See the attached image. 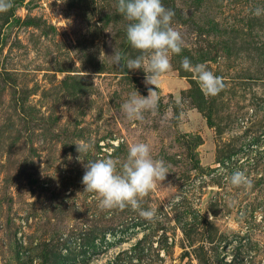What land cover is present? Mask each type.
<instances>
[{"label":"rangeland","instance_id":"374dc122","mask_svg":"<svg viewBox=\"0 0 264 264\" xmlns=\"http://www.w3.org/2000/svg\"><path fill=\"white\" fill-rule=\"evenodd\" d=\"M162 2L184 45L144 121L120 111L148 86L126 67L141 53L117 0H13L0 14V264H264V0ZM184 57L224 90L206 96ZM80 141L93 145L83 163ZM134 142L169 172L141 202L154 222L84 192L87 160L123 161ZM236 170L250 186L230 183Z\"/></svg>","mask_w":264,"mask_h":264},{"label":"clouds","instance_id":"9594fccd","mask_svg":"<svg viewBox=\"0 0 264 264\" xmlns=\"http://www.w3.org/2000/svg\"><path fill=\"white\" fill-rule=\"evenodd\" d=\"M12 6L13 0H0V14L10 10ZM116 7L129 22L126 28L127 41L133 49L141 53L135 58H127L126 67L133 71L142 69L145 73V85L148 86L147 96L138 91L129 93L128 99L120 105V111L126 120L144 121L146 114H156L159 81L172 69L170 57L180 54L184 41L181 33L172 26L174 11L166 8L162 0H117ZM252 14L257 17L264 15V7L255 8ZM102 54L104 53L101 52V60ZM109 57L116 65H120L125 59L116 49ZM181 66L194 75L206 96L215 97L226 87L223 77L214 74L205 64L194 65L184 57ZM75 145L79 153L77 160L83 163L82 156L86 155L93 145L86 141ZM68 159H72L71 154ZM87 161L82 177L84 192L94 194L99 207H130L139 211L149 222L158 219L155 210L143 209L141 202L156 187L157 182L167 178L169 172L163 160L152 157L148 143H131L123 161L111 157ZM229 179L234 187L251 185L250 178L241 170L234 171Z\"/></svg>","mask_w":264,"mask_h":264}]
</instances>
